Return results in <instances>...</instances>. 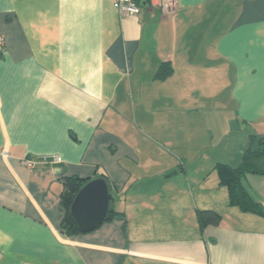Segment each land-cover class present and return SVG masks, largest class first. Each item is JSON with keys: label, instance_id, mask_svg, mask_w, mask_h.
<instances>
[{"label": "crops", "instance_id": "1", "mask_svg": "<svg viewBox=\"0 0 264 264\" xmlns=\"http://www.w3.org/2000/svg\"><path fill=\"white\" fill-rule=\"evenodd\" d=\"M174 1L0 0V264H264V215L215 170L264 138V0ZM216 136L225 155L182 161ZM101 175L122 214L63 235L64 182ZM242 184L264 211V175Z\"/></svg>", "mask_w": 264, "mask_h": 264}, {"label": "trees", "instance_id": "2", "mask_svg": "<svg viewBox=\"0 0 264 264\" xmlns=\"http://www.w3.org/2000/svg\"><path fill=\"white\" fill-rule=\"evenodd\" d=\"M172 71L173 69L169 63H162L156 72L155 78L165 79L172 74ZM256 143L258 146L255 147ZM262 160H264V138L262 137L257 139L256 137H252L251 145L245 152L240 165L237 167L222 163L216 165L215 170L219 176L220 184L227 187L229 191V204L231 206H237L245 212L264 215L262 207L253 200L242 184V179L247 174L264 175V166H261ZM98 178H103L106 180L105 176L103 175L99 176ZM87 182H89V180H83L81 178H70L64 182L60 197L62 205L65 209V217L61 225V232L65 236L70 237L82 233L76 221L71 216L70 210L76 195ZM106 182L109 185L108 180H106ZM109 188L111 191L110 185ZM111 205L106 221H110L114 218V216L122 214L117 212L116 209H114ZM196 214L200 229L202 231L207 226L219 225L222 219L221 215L213 210H197Z\"/></svg>", "mask_w": 264, "mask_h": 264}, {"label": "water", "instance_id": "3", "mask_svg": "<svg viewBox=\"0 0 264 264\" xmlns=\"http://www.w3.org/2000/svg\"><path fill=\"white\" fill-rule=\"evenodd\" d=\"M114 195L103 178L85 184L76 195L71 216L82 233H90L101 227L107 220Z\"/></svg>", "mask_w": 264, "mask_h": 264}, {"label": "built area", "instance_id": "4", "mask_svg": "<svg viewBox=\"0 0 264 264\" xmlns=\"http://www.w3.org/2000/svg\"><path fill=\"white\" fill-rule=\"evenodd\" d=\"M154 4L162 7L165 12L172 13L176 10L177 3L174 0H152ZM140 1L139 0H114V4L119 10V13L122 17H129L139 15L140 13ZM5 50V39L0 35V54ZM61 158L58 155H53L51 157H44L43 163H59ZM23 165L28 168H34L38 163L31 162L28 160L22 161Z\"/></svg>", "mask_w": 264, "mask_h": 264}, {"label": "rangeland", "instance_id": "5", "mask_svg": "<svg viewBox=\"0 0 264 264\" xmlns=\"http://www.w3.org/2000/svg\"><path fill=\"white\" fill-rule=\"evenodd\" d=\"M203 139L204 138L202 137V139L200 141V145L196 146V149H199V151L197 153H193V148L191 149V152H190V149H189L190 144H189V142H187L186 148L189 151L186 152V154H187L186 158L188 161L181 157L182 161L184 160L186 163H192L193 164V163L198 162L201 159H204V157L207 155H212L213 154L212 151H218L221 155H225L227 152V147H231V146H228V144H223V142L228 141V139H226V138L223 139L222 145H221V142L219 140V137H217V136H216L217 141H215V143H213V144H203ZM250 139L252 140V138H250ZM257 139H259V138H257ZM251 140H250V142H251ZM256 146H258L257 143L255 144V147ZM170 154L172 157L174 156L173 155L174 153H170ZM261 162L264 163V160H262ZM262 166H264V165H262ZM116 195L117 196L115 197V201L113 203L114 204L113 206H114V208L116 207L119 209L120 207H122V203H120V196H118L120 194L117 193Z\"/></svg>", "mask_w": 264, "mask_h": 264}]
</instances>
